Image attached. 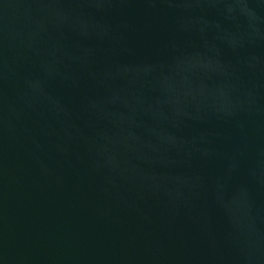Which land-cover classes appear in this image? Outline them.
<instances>
[{
  "label": "water",
  "instance_id": "water-1",
  "mask_svg": "<svg viewBox=\"0 0 264 264\" xmlns=\"http://www.w3.org/2000/svg\"><path fill=\"white\" fill-rule=\"evenodd\" d=\"M0 264H264V0H0Z\"/></svg>",
  "mask_w": 264,
  "mask_h": 264
}]
</instances>
